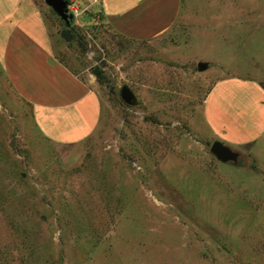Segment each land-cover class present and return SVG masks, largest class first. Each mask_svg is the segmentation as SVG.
<instances>
[{"label":"rangeland","instance_id":"obj_1","mask_svg":"<svg viewBox=\"0 0 264 264\" xmlns=\"http://www.w3.org/2000/svg\"><path fill=\"white\" fill-rule=\"evenodd\" d=\"M38 1L54 52L100 72V114L84 138L53 142L0 74V264H264V135L220 161L200 111L219 76L264 77V0H182L194 25L149 44L90 0H74L95 16H73L65 41Z\"/></svg>","mask_w":264,"mask_h":264},{"label":"crops","instance_id":"obj_2","mask_svg":"<svg viewBox=\"0 0 264 264\" xmlns=\"http://www.w3.org/2000/svg\"><path fill=\"white\" fill-rule=\"evenodd\" d=\"M83 4L119 36L144 44L165 37L179 21L184 34L195 23L189 4L182 0H90ZM90 12L81 14L93 19L95 14ZM69 65L53 50L51 26L38 0H0V74L29 104L40 134L57 143L87 136L100 114L94 74ZM259 79L230 73L208 85L200 108L205 138L218 139L240 152L264 135L260 81L264 77Z\"/></svg>","mask_w":264,"mask_h":264},{"label":"water","instance_id":"obj_3","mask_svg":"<svg viewBox=\"0 0 264 264\" xmlns=\"http://www.w3.org/2000/svg\"><path fill=\"white\" fill-rule=\"evenodd\" d=\"M59 17L62 21L63 26L59 29V36L65 40L69 41L71 39V33L69 26L73 20V13L69 11L66 7L65 0H43ZM196 69L202 70L207 67V62L199 60L195 64ZM119 96L126 102H132L134 95L132 90L123 84L119 87ZM209 151L220 161H232L235 162L238 157V151L230 148L227 144L221 142L218 139L211 140L209 144Z\"/></svg>","mask_w":264,"mask_h":264},{"label":"built area","instance_id":"obj_4","mask_svg":"<svg viewBox=\"0 0 264 264\" xmlns=\"http://www.w3.org/2000/svg\"><path fill=\"white\" fill-rule=\"evenodd\" d=\"M66 7L73 13L74 16L78 15L82 11V8H79L74 0H66Z\"/></svg>","mask_w":264,"mask_h":264},{"label":"trees","instance_id":"obj_5","mask_svg":"<svg viewBox=\"0 0 264 264\" xmlns=\"http://www.w3.org/2000/svg\"><path fill=\"white\" fill-rule=\"evenodd\" d=\"M65 2H66V0H65ZM93 74H94L96 80H98V81L101 80V75H100V72L98 70L94 69ZM263 86H264V83H263Z\"/></svg>","mask_w":264,"mask_h":264}]
</instances>
